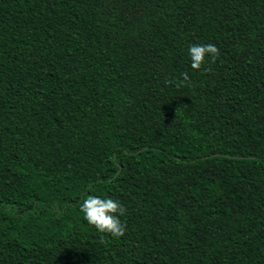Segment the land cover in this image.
<instances>
[{"label": "trees", "instance_id": "obj_1", "mask_svg": "<svg viewBox=\"0 0 264 264\" xmlns=\"http://www.w3.org/2000/svg\"><path fill=\"white\" fill-rule=\"evenodd\" d=\"M0 264H264V0H0Z\"/></svg>", "mask_w": 264, "mask_h": 264}, {"label": "clouds", "instance_id": "obj_2", "mask_svg": "<svg viewBox=\"0 0 264 264\" xmlns=\"http://www.w3.org/2000/svg\"><path fill=\"white\" fill-rule=\"evenodd\" d=\"M191 67L200 70L205 64V57H209L212 62L220 56L219 48L212 43L194 44L188 49ZM207 71V69H205ZM181 79L177 82L175 79L165 80L166 84H176L180 87L185 82L190 81L188 73H181ZM83 213L84 220L92 225L98 233L109 234L112 237L123 236L126 231V224L122 223L120 217L126 214V208L118 200L112 198H101L96 195H89L79 205ZM103 243V238L101 239Z\"/></svg>", "mask_w": 264, "mask_h": 264}]
</instances>
